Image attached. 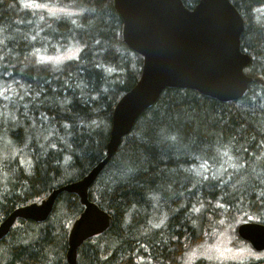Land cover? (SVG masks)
Listing matches in <instances>:
<instances>
[{
  "label": "trees",
  "instance_id": "1",
  "mask_svg": "<svg viewBox=\"0 0 264 264\" xmlns=\"http://www.w3.org/2000/svg\"><path fill=\"white\" fill-rule=\"evenodd\" d=\"M197 1L182 0L190 9ZM230 2L244 20L241 49L251 56L247 91L235 101L190 88L162 91L88 189L112 222L80 245L76 264H176L209 241L203 224L220 218L222 204L228 219L239 213V223L264 224V0ZM121 27L112 0H0V80L14 88L0 115L7 139L0 148V221L105 157L114 105L142 66ZM66 45L78 51L61 63L37 54ZM223 147L253 186L232 180L233 169L224 172L228 180L201 174L200 157ZM199 198L205 205L193 210ZM82 209L77 194L62 191L45 221L18 219L0 241V264H67L69 227ZM161 218L152 228L150 220Z\"/></svg>",
  "mask_w": 264,
  "mask_h": 264
},
{
  "label": "water",
  "instance_id": "2",
  "mask_svg": "<svg viewBox=\"0 0 264 264\" xmlns=\"http://www.w3.org/2000/svg\"><path fill=\"white\" fill-rule=\"evenodd\" d=\"M122 20V39L142 55L134 85L116 102L106 142V155L76 181L52 189L40 201L19 205L0 221V241L16 219L45 221L62 191L78 195L83 205L67 237V264L89 237L103 232L112 216L88 196V188L116 152L135 120L169 87L190 88L219 101L237 100L252 78L244 68L250 57L240 50L243 18L230 0H198L189 9L182 0H112ZM238 235L253 249H264V224L247 221Z\"/></svg>",
  "mask_w": 264,
  "mask_h": 264
},
{
  "label": "rangeland",
  "instance_id": "3",
  "mask_svg": "<svg viewBox=\"0 0 264 264\" xmlns=\"http://www.w3.org/2000/svg\"><path fill=\"white\" fill-rule=\"evenodd\" d=\"M37 7L41 8L42 6L37 5ZM261 10H264V6L261 7ZM1 39L2 36L0 32V40ZM77 51L78 50L70 47V45H66L64 47L56 48L51 52L39 51L37 54L45 60H49L53 63H61L65 60L75 57ZM13 92L14 88L11 86L10 80L1 79L0 115L5 109V106H9V100L7 98L8 95L13 94ZM6 142L7 139L3 132H1L0 130L1 149L5 147ZM259 155L260 157L258 159H262V157L264 156V152H260ZM198 168L201 174L206 173L211 176H217L218 174H221L219 177H222L224 180H228V176L224 172H228L229 170L226 171L227 169H233V171H231V179L237 181V184L245 183L248 186L254 185L252 181L247 179V176L244 173H241V162H239L232 151L226 147H223L222 149L215 148L213 158L200 157V159L198 160ZM247 175L251 177L249 172H247ZM206 200L209 199L207 198ZM214 204H219L218 199L214 201ZM204 205V200L202 198H199L192 205V208L193 210H199ZM157 208H155L154 205L152 212ZM227 208L228 207L225 204H222L220 218H211L203 224L202 232H204V235L208 237L210 242L207 241L203 245L193 246L188 252L185 253L184 256L180 257L176 264H195L199 261H202L203 264H249L250 262H252L251 264H264V251H257L253 249L249 242L240 239L236 234L235 227L241 220L240 214L237 213V220L228 219L229 216L226 213ZM207 214L210 216L209 213ZM165 221V218H161L156 222L151 219V227L159 228ZM195 221L199 222L198 219H195Z\"/></svg>",
  "mask_w": 264,
  "mask_h": 264
},
{
  "label": "bare ground",
  "instance_id": "4",
  "mask_svg": "<svg viewBox=\"0 0 264 264\" xmlns=\"http://www.w3.org/2000/svg\"><path fill=\"white\" fill-rule=\"evenodd\" d=\"M193 188V187H192Z\"/></svg>",
  "mask_w": 264,
  "mask_h": 264
},
{
  "label": "flooded vegetation",
  "instance_id": "5",
  "mask_svg": "<svg viewBox=\"0 0 264 264\" xmlns=\"http://www.w3.org/2000/svg\"><path fill=\"white\" fill-rule=\"evenodd\" d=\"M264 251V250H263Z\"/></svg>",
  "mask_w": 264,
  "mask_h": 264
}]
</instances>
